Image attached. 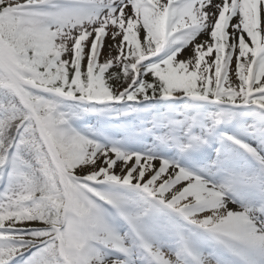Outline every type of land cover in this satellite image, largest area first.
Instances as JSON below:
<instances>
[{
    "label": "snow or ice",
    "instance_id": "1",
    "mask_svg": "<svg viewBox=\"0 0 264 264\" xmlns=\"http://www.w3.org/2000/svg\"><path fill=\"white\" fill-rule=\"evenodd\" d=\"M0 264H264V0H0Z\"/></svg>",
    "mask_w": 264,
    "mask_h": 264
},
{
    "label": "rangeland",
    "instance_id": "2",
    "mask_svg": "<svg viewBox=\"0 0 264 264\" xmlns=\"http://www.w3.org/2000/svg\"><path fill=\"white\" fill-rule=\"evenodd\" d=\"M101 59H103V57H101Z\"/></svg>",
    "mask_w": 264,
    "mask_h": 264
}]
</instances>
